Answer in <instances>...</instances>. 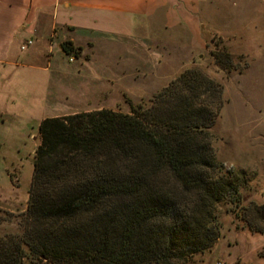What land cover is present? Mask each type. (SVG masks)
Wrapping results in <instances>:
<instances>
[{
    "label": "trees",
    "instance_id": "obj_1",
    "mask_svg": "<svg viewBox=\"0 0 264 264\" xmlns=\"http://www.w3.org/2000/svg\"><path fill=\"white\" fill-rule=\"evenodd\" d=\"M210 92L213 108L197 101ZM156 99L41 121L28 205L0 233V264H190L218 242L225 204L247 214L245 183L211 143L222 85L191 71ZM254 208L263 225L250 229L264 232V204Z\"/></svg>",
    "mask_w": 264,
    "mask_h": 264
},
{
    "label": "rangeland",
    "instance_id": "obj_2",
    "mask_svg": "<svg viewBox=\"0 0 264 264\" xmlns=\"http://www.w3.org/2000/svg\"><path fill=\"white\" fill-rule=\"evenodd\" d=\"M199 1L207 38L203 48L191 46L181 28L159 31L144 19L99 11L97 23L78 34V39L86 35L93 40L75 45L81 47L78 56L66 54L62 39L52 37L50 59L45 50L30 63L35 67L3 71L8 78L0 85V233L17 230L16 216L27 208L44 118L148 108L174 80L195 71L222 85V106L209 129L211 143L223 170L245 183L247 214L242 210L237 216L225 204L218 242L190 264H264V232L250 229V224L263 225L254 206L264 204V0ZM37 46L44 50L43 42ZM211 94L197 101H209L213 108Z\"/></svg>",
    "mask_w": 264,
    "mask_h": 264
},
{
    "label": "crops",
    "instance_id": "obj_3",
    "mask_svg": "<svg viewBox=\"0 0 264 264\" xmlns=\"http://www.w3.org/2000/svg\"><path fill=\"white\" fill-rule=\"evenodd\" d=\"M200 3L199 0H0V85L3 87L4 79L8 78L3 74L8 66H31L34 57L38 59L45 50L50 59L55 44L49 42L52 37L62 39L60 46L66 40L81 47L83 41L92 42L90 36L77 37L80 32H88L87 25L97 23L94 14L99 11L131 16L135 21L141 18L159 31L181 28L191 46L203 48L207 38L202 31L205 25L198 16ZM148 39L144 38L146 42ZM28 40L32 44L28 45ZM40 42L44 43V50L37 46ZM34 44L36 47L30 49Z\"/></svg>",
    "mask_w": 264,
    "mask_h": 264
},
{
    "label": "built area",
    "instance_id": "obj_4",
    "mask_svg": "<svg viewBox=\"0 0 264 264\" xmlns=\"http://www.w3.org/2000/svg\"><path fill=\"white\" fill-rule=\"evenodd\" d=\"M27 44H28V45H29V44H32V40H28V41H27ZM25 46H26V45H23L21 48H22V49H24V48H25ZM69 58H70V61H72V60H73V57H72V56H70ZM217 264H223V262H221V261H218V263H217Z\"/></svg>",
    "mask_w": 264,
    "mask_h": 264
}]
</instances>
